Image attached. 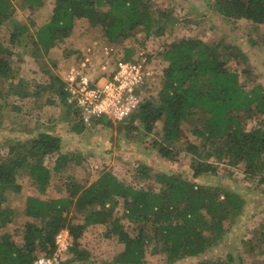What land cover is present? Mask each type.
<instances>
[{"label":"trees","instance_id":"1","mask_svg":"<svg viewBox=\"0 0 264 264\" xmlns=\"http://www.w3.org/2000/svg\"><path fill=\"white\" fill-rule=\"evenodd\" d=\"M46 3L0 0V30L10 29L11 46L6 47L0 40V80L13 79L12 65L18 56L14 49L31 45V56L38 60L66 42L77 20H87L91 29L101 28L106 40L117 45L134 37L138 30L145 33L146 40L166 35V23L175 10L172 0H55L50 21L35 34L28 25L16 21L18 9L34 15ZM214 6L228 21H246L254 29L264 25V0H215ZM191 23V19L184 21L185 26ZM215 35L216 41L211 42L201 33L174 39L160 54L165 64L160 92L147 99L130 118L134 121L138 117L145 135L161 124V139L156 145L167 160L172 159L185 130L193 135L196 143L189 142L184 151L193 157L195 182L181 174L161 173L154 176L158 189L144 188L103 169L90 184L69 183L64 197L28 196L24 215L33 221L25 224V245L20 247L7 229L14 214L5 207L10 194L18 192V172L24 170L36 191L44 194L54 174H72L82 166V155L65 149L60 138L42 133L22 158L0 162V264H35L41 257L39 253L51 257L56 251V236L62 230L69 232L71 240L62 264H84L91 254L82 248L80 240L88 228L97 225L108 227V236L116 237L123 245L107 264H147L148 249L164 256L167 264H176L202 257L224 239L241 217L245 200L232 190L196 181L216 175L219 166L226 164L242 167L245 181L258 179L264 191V87L241 81L240 72L230 65L236 59L246 61V57L221 31ZM126 53V59H130L132 52ZM13 92L18 96L16 88ZM9 95L0 89L4 103ZM63 103L67 104L65 100ZM15 105L12 113L21 114L23 105ZM69 108L82 123L80 113ZM249 120H256V125L248 127ZM46 159L52 164H46ZM150 172L143 166L137 176L145 181L152 178ZM119 206L121 217L116 216ZM78 218L83 222H74ZM255 252L264 255L263 224L245 251ZM240 262L227 255L198 264Z\"/></svg>","mask_w":264,"mask_h":264},{"label":"rangeland","instance_id":"2","mask_svg":"<svg viewBox=\"0 0 264 264\" xmlns=\"http://www.w3.org/2000/svg\"><path fill=\"white\" fill-rule=\"evenodd\" d=\"M55 0H47V5L37 14L18 9L16 21L29 26L35 34L44 24L50 21ZM175 7L173 15L166 23L167 34L146 40L145 33L138 30L134 37L122 40L116 46L121 53L131 51L135 57L140 52L149 54L155 61L158 69L163 71L164 62L160 54L176 38H193L203 34L206 41H216L215 33L221 31L235 43L240 52L246 57L231 63L232 69L240 72L241 81L248 86L259 84L264 87V25L254 29L246 21H228L216 11L215 0H172ZM186 19L192 23L184 25ZM87 20H77L72 34L65 43L58 45L46 56L35 59L31 56L32 46L23 49H14L18 56L12 65L13 79L9 82L0 80V89L7 90L10 94L4 103L0 99V162L22 158L27 148L30 147L42 133L60 138L62 146L82 155V166L76 168L65 176L53 175L52 184L47 193L39 194L24 170L18 172V192L10 194V199L5 205L6 209L13 212L14 217L7 225L13 240L20 247L25 245V224L33 221L25 217L24 207L28 196L39 195L43 199L60 198L66 196V187L69 183L90 184L97 179L103 169L114 173L120 180L128 184L144 187L159 188L154 176L161 173L181 174L184 178L195 182L192 171L193 157L186 150L189 142L196 143L197 139L187 130L183 132L182 140L173 152L172 159L163 158L158 143L161 139V124L149 135H145L138 117L116 123L104 117V120L93 121L90 125H83L77 118H73L72 110L63 103V78L70 69L77 67L82 58L81 53L97 44L98 49L105 43L110 44L101 28L91 29ZM10 34L9 28L0 30V40L6 47ZM124 51V52H123ZM95 61L102 59L97 56ZM112 68V67H111ZM247 70V74H242ZM160 71V72H161ZM105 81L102 82L104 84ZM15 86L18 96L10 88ZM162 87V77L156 86L155 92ZM11 89L12 91L10 92ZM38 104L32 108L31 103ZM22 106V113L15 115L11 111L13 104ZM15 105V106H16ZM56 105V106H55ZM44 113V118L36 119V108ZM56 107V109L54 108ZM36 119V120H35ZM256 120L247 121L248 127L256 125ZM187 128V127H185ZM78 137L77 143L71 142L72 132ZM59 135H62L61 137ZM80 142V143H79ZM19 146V147H18ZM68 150V149H67ZM52 164L49 159L45 160ZM151 169V179L142 180L137 176L142 167ZM232 172V173H231ZM71 177V178H70ZM199 184L210 187L219 186L240 194L245 200L241 217L230 227L228 234L205 255L190 258L176 264H198L203 261H213L233 255L241 264H264V255L260 253L247 254V246L256 231L264 225V191L259 187V180L245 181L242 167H229L220 165L216 175L202 176L197 179ZM122 206L117 209L116 216H122ZM74 222L82 223L83 218ZM109 229L103 225L88 228L81 240L82 248L90 252L91 258L84 264H107L113 256L123 249L118 239L109 235ZM110 234V233H109ZM255 244V243H254ZM253 244V245H254ZM39 256H42L39 253ZM70 258V255H68ZM240 260V261H239ZM147 264H167L164 256L156 254L153 249H148Z\"/></svg>","mask_w":264,"mask_h":264},{"label":"built area","instance_id":"3","mask_svg":"<svg viewBox=\"0 0 264 264\" xmlns=\"http://www.w3.org/2000/svg\"><path fill=\"white\" fill-rule=\"evenodd\" d=\"M97 56L102 57L100 62L95 61ZM160 71L144 51L126 59L125 52L112 44L105 43L100 50L95 44L83 53L79 66L64 76V100L80 113L84 125L104 117L122 123L136 114L147 99L158 95L160 91L155 90L163 76ZM70 246L69 232L62 230L56 236L55 253L39 257L35 264H62Z\"/></svg>","mask_w":264,"mask_h":264},{"label":"crops","instance_id":"4","mask_svg":"<svg viewBox=\"0 0 264 264\" xmlns=\"http://www.w3.org/2000/svg\"><path fill=\"white\" fill-rule=\"evenodd\" d=\"M36 105H38V104H35V102H34V100H33V102L31 103V106H32V108H35V106ZM56 106V105H55ZM55 109H56V107H54ZM35 112L36 113H34V116H35V114L37 115L35 118L36 119H39V118H44V116H43V111L40 109V108H38V106H37V108H36V110H35ZM74 118V117H73ZM35 119V120H36ZM70 132H72V129L70 130ZM73 133V132H72ZM60 137L62 136V135H59ZM78 137H79V135H75L74 133L72 134V136H70V139H71V142L73 143V144H75V143H77V141H78ZM80 143V142H79ZM68 150H70V147H68L67 148ZM71 151H73V150H71Z\"/></svg>","mask_w":264,"mask_h":264}]
</instances>
